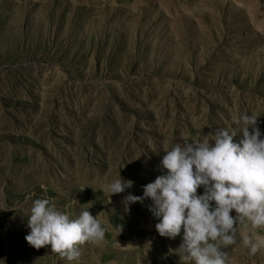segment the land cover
<instances>
[{
  "label": "rangeland",
  "instance_id": "obj_1",
  "mask_svg": "<svg viewBox=\"0 0 264 264\" xmlns=\"http://www.w3.org/2000/svg\"><path fill=\"white\" fill-rule=\"evenodd\" d=\"M243 114L264 133V0H0V264H183L152 201L121 200L184 139L238 142ZM119 174L133 186L110 198L100 186ZM38 198L89 210L104 239L71 262L31 247ZM247 235L264 227L237 225L226 264H264Z\"/></svg>",
  "mask_w": 264,
  "mask_h": 264
},
{
  "label": "clouds",
  "instance_id": "obj_2",
  "mask_svg": "<svg viewBox=\"0 0 264 264\" xmlns=\"http://www.w3.org/2000/svg\"><path fill=\"white\" fill-rule=\"evenodd\" d=\"M258 118L243 114L235 121L238 142L235 130L218 129L204 140L176 143L162 155L157 166L161 174L143 186V195L123 197V212L150 199L148 210L158 219L159 236H181L179 247L170 250L183 264H226L228 253L222 249L237 243V225L264 227V133ZM132 186L133 181L119 174L100 187L111 198ZM201 187L203 193L198 194ZM26 220L30 231L25 240L31 247L50 246L51 253L69 262L79 259L81 245L105 237L104 227L89 210L70 218L47 198L33 201ZM242 244L255 256L264 249V237L247 235Z\"/></svg>",
  "mask_w": 264,
  "mask_h": 264
}]
</instances>
